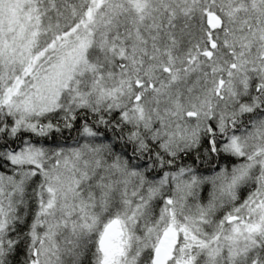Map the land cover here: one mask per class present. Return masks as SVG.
Here are the masks:
<instances>
[{"label": "snow or ice", "instance_id": "obj_1", "mask_svg": "<svg viewBox=\"0 0 264 264\" xmlns=\"http://www.w3.org/2000/svg\"><path fill=\"white\" fill-rule=\"evenodd\" d=\"M0 264H264V0H0Z\"/></svg>", "mask_w": 264, "mask_h": 264}]
</instances>
